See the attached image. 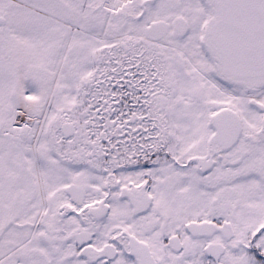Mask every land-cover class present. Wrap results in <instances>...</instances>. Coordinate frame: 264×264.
<instances>
[{"label": "snow or ice", "instance_id": "6c2138e0", "mask_svg": "<svg viewBox=\"0 0 264 264\" xmlns=\"http://www.w3.org/2000/svg\"><path fill=\"white\" fill-rule=\"evenodd\" d=\"M0 264H264V0H0Z\"/></svg>", "mask_w": 264, "mask_h": 264}]
</instances>
